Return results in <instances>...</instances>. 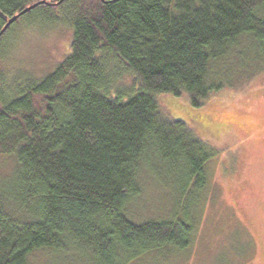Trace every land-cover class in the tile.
<instances>
[{"label": "trees", "instance_id": "1", "mask_svg": "<svg viewBox=\"0 0 264 264\" xmlns=\"http://www.w3.org/2000/svg\"><path fill=\"white\" fill-rule=\"evenodd\" d=\"M42 1L0 37V159L14 161L0 182V264L41 250L78 249L93 264L188 250L204 208L186 203L207 202L217 152L159 96L201 108L230 48L264 53V0H0V32ZM62 27L71 50L54 70L17 57V40ZM154 163L175 175L177 207L137 220L129 206Z\"/></svg>", "mask_w": 264, "mask_h": 264}, {"label": "rangeland", "instance_id": "2", "mask_svg": "<svg viewBox=\"0 0 264 264\" xmlns=\"http://www.w3.org/2000/svg\"><path fill=\"white\" fill-rule=\"evenodd\" d=\"M71 40L67 27L30 32L15 42L17 57L40 71L54 70L70 52ZM210 78L222 88L201 108L185 97L159 96L165 113L185 121L217 152L208 166L207 202L192 196L186 203L190 211L204 208L198 231L188 250H157L129 264H264V53L242 41L210 66ZM13 163L11 157L0 159L1 184L12 175ZM148 168L144 191L129 206L137 220L166 216L177 207L175 175L163 164ZM29 264L93 262L71 249L35 252Z\"/></svg>", "mask_w": 264, "mask_h": 264}, {"label": "water", "instance_id": "3", "mask_svg": "<svg viewBox=\"0 0 264 264\" xmlns=\"http://www.w3.org/2000/svg\"><path fill=\"white\" fill-rule=\"evenodd\" d=\"M64 0H61V2H63ZM60 2V3H61ZM47 3L46 1H42L39 2L33 6H30L28 8H26L24 11L20 12L19 14L15 15L14 17H12L11 19L7 20V24L5 25V27L3 28V30L0 32V37L15 23L19 20L20 17H22L23 15L27 14L28 12H30L31 10L35 9L38 5L40 4H45Z\"/></svg>", "mask_w": 264, "mask_h": 264}]
</instances>
